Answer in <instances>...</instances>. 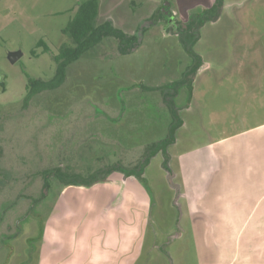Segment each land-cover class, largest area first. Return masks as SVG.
<instances>
[{
    "label": "rangeland",
    "instance_id": "1",
    "mask_svg": "<svg viewBox=\"0 0 264 264\" xmlns=\"http://www.w3.org/2000/svg\"><path fill=\"white\" fill-rule=\"evenodd\" d=\"M80 1L0 0V233L17 220L22 232L0 244V264H39L44 242L41 264L56 263L66 253L83 251V236L88 237L89 257L82 260L88 264L100 262L94 249L102 243L117 249L109 256L110 264L120 256L125 264H243L238 249L248 230L236 241L230 235L247 228L249 209L239 199L247 192L245 185L257 183L251 173L252 165L257 166L254 152L258 165L264 158V0H225L219 20L201 29L193 51L203 63L190 92L181 87L174 99L182 111L177 116L181 126L168 149L173 155L172 183L187 197L176 203L161 158L152 159L145 168L151 194L134 185L148 203L145 210L130 194L113 206L112 184L68 187L61 181L79 176L88 180L117 162L128 167L142 162L147 147L177 125L162 101L174 87L164 90L165 95L157 90L185 77V71L193 70V60L162 25L147 30L129 55H115L116 41L107 37L66 67L60 87L24 104L26 75L41 81L53 78L52 56L62 44H70L62 30ZM98 1L96 23L109 21L130 34L161 0ZM168 1L182 19L212 3ZM15 52L21 56L11 63L8 55ZM201 149H207L202 167L197 154H190ZM56 170L60 180L53 177ZM178 171H184L191 185L184 184ZM202 185L217 187L200 197ZM194 201L195 209L197 205L206 213L194 214L195 221ZM28 210L36 216L26 214ZM49 217L52 222L44 230ZM193 228L208 236L194 237ZM225 245L234 253L222 250ZM33 247L38 251L27 259Z\"/></svg>",
    "mask_w": 264,
    "mask_h": 264
},
{
    "label": "flooded vegetation",
    "instance_id": "2",
    "mask_svg": "<svg viewBox=\"0 0 264 264\" xmlns=\"http://www.w3.org/2000/svg\"><path fill=\"white\" fill-rule=\"evenodd\" d=\"M224 7H225V0H212V3L209 7H202L200 8L201 11L195 14L191 12L189 14L184 13L185 18L182 19V17L179 16V13H176L174 9H173L174 11L172 10L173 6L170 1L161 0L159 7L153 11L152 15L143 20H140L137 23V26L132 33L127 34L122 30L117 29V31L122 34L123 38H122V42H120V40L117 42V40L115 39L116 41L115 55L118 54L119 56H124V55H129V53H133L140 46L144 38V34L147 30L162 25V28L165 29L166 33L169 36L173 37L175 40H177L179 42L178 44H180L181 47H183L186 55L192 58L193 61L190 68H192L193 70L191 69L192 71L190 70L185 71L184 73L186 74V76L185 77L180 76L179 78L181 80H176L175 83L171 82L170 88H168L170 85H165L162 88L159 87V89L157 90L165 95L164 90L172 91L171 88L174 87L170 95L166 93V96L164 97L162 96L163 103L171 113L174 121H177L176 122L177 125L175 126L172 125L170 127L168 136L165 139L161 140L160 142L148 146L147 147L148 149L145 151V157L144 158L142 157L143 158L142 162L140 161L137 165H134L133 167L122 166L119 164V162L111 165H107L105 167L103 166L104 169L100 175H96L95 173L91 175L90 180H95V181L90 185L103 183V182H112V183H118L120 186L123 185L130 186L134 188V190H136L134 185H139V186L142 185L143 189L150 193V189H148L147 186L148 182L145 177V168L148 166V164L152 159L161 158V161L159 160L160 168L163 171L164 176L167 179V182H169V185H171V187L173 188L175 192V196H177L176 203H178L179 200L183 198L182 197L183 194L178 193L179 191L178 184L175 182L172 183V178L175 176V172L173 171V168L171 166L173 155L168 151V149L175 144L176 132L178 128H180L181 126L180 120L177 116L182 111L180 107L178 106L176 107V105L174 104V99L178 96V91L180 90L181 87H188L190 92L195 76L200 72L201 69L200 66L203 63L202 57L193 51V46L198 42L201 29L206 25V23H216L223 14ZM112 27L115 28L113 25ZM189 100L190 98L187 101ZM60 174L61 173L59 172V170L53 171V177L56 180H60ZM80 179L86 180L80 176L79 178H75L74 180L80 181ZM71 181L73 180L72 179L63 180L61 181V185H69L68 183H70ZM81 183L82 184H78V185H87V184H83V182ZM43 184L46 186L48 185V182H45ZM136 192H138V190H136ZM30 211L31 210H28L26 214L30 213L36 216ZM3 222L4 221L0 219V224ZM19 223L20 221L17 220L13 223V225L11 224H9V226L6 225L7 231L0 233V244L7 245L6 242H9V239H17L18 237H20L22 232L20 230ZM39 228H40L39 232H41L42 230L41 224L39 225ZM9 230H12L13 233H7ZM39 242H41L42 244L40 235H39ZM8 246H9V251L12 254L11 245ZM37 251L38 248L34 249L33 247L31 252L30 250L27 252L26 258L27 259L29 258L31 260L32 257L30 258L28 255L33 254Z\"/></svg>",
    "mask_w": 264,
    "mask_h": 264
},
{
    "label": "crops",
    "instance_id": "3",
    "mask_svg": "<svg viewBox=\"0 0 264 264\" xmlns=\"http://www.w3.org/2000/svg\"><path fill=\"white\" fill-rule=\"evenodd\" d=\"M251 142H253V140ZM201 150H197V151L192 152L190 154H193V155L195 153L197 154L195 157L196 161L199 162L200 166L202 167L204 160L207 157V153H206L207 149H205V150L203 149L202 151ZM197 152H199V153H197ZM250 152L252 153L253 151H250ZM254 154L256 155V158L258 159L256 152H254ZM210 155L212 156L213 154L210 153ZM257 159H256L257 166H255L253 164L252 165L253 167H251L252 168L251 173L255 175V177H256L255 181L257 183L251 182L250 184L245 185V187L248 188L247 192L245 193L243 198L239 199L241 201H244L246 207L248 206L247 210L249 209V211L245 215V222L248 223L247 228L246 229H239L238 231H236V232L232 233V235H230V237L235 238V241H236V239L238 237H242L244 232L246 230H248L247 235L245 234L246 238H245V242L242 246L243 248L241 247V249L240 248L238 249L240 251L239 253H241L240 261H242L243 264H264V158L261 155V158L259 160V163H260L259 165H258ZM179 174L180 175L182 174L184 184L187 181V185H191V183L189 182V177L186 176V179L184 178V171H183V173L181 172ZM103 183L112 184L116 188V190L112 196V199L109 200V201H112L113 206L118 205V203L123 204L122 203L123 198L127 194H130L131 196L134 197L135 201L138 202L137 203L138 206H144L142 209L145 210V207L148 206V203L145 200L141 199V197L138 195V192H136V190H134V188L127 186V185L120 186L118 183H112V182H103ZM80 186H82V185H79V187ZM68 187H69V185H68ZM215 187H217V185H202L200 197L205 193V191L206 192L211 191ZM192 191H191V193H192ZM183 196L186 199L187 195L185 194V191H184ZM61 197H62V194L59 197V202H61ZM195 198H198V196ZM195 204H196V202L194 201V211L192 212V217H191V220H194V221H195L194 214L197 216H206V213L205 212L203 213L201 208L198 209L197 205H196V209H195ZM63 206L66 207L65 202H63ZM201 207L206 208L209 206H208V204H201ZM52 218L53 217L47 218V222L45 224L44 230L46 229L47 224L52 222ZM230 220H234V219L230 218ZM249 223H252V224H249ZM193 230H191V231L193 232L194 237H196V236L207 237L208 236V235H206L207 232H205V233L198 232L197 233L195 228H193ZM204 234H205V236H203ZM212 236H214L216 238V235L213 234ZM89 237H92V235H90ZM87 239H88V237H84V236L81 238V240L84 242L85 247L83 248V251H81L78 255H72L69 252V253H66L65 256L63 258L59 259L56 263L48 262L47 264H88V263H85L84 260H82L83 256L89 257V249H87L89 244H88ZM137 239H138V242L140 245L139 246V253L141 254L142 237L138 236L136 238V240ZM133 240H135V239H133ZM218 243H219L218 241H214V246L219 249L221 247ZM116 244L118 245L119 242L116 241ZM44 247H45V242H44L43 247H42L43 251L41 252L39 264H41L42 260H44V258L46 256V254L44 253L45 252ZM225 247H226V245L222 248V250H226V251L228 250V251H230V253H234V251H235L234 249H232V248L225 249ZM235 248H236V246H235ZM112 250L114 253L117 252L116 247L108 246L105 243H102L101 246H97L94 249V251L97 252V255L99 254L100 262L97 264H104V263L110 264L109 256H110ZM140 254L138 257H140ZM130 262H133V260H130L128 263H130ZM44 263H45V261H44ZM91 264H93V263H91ZM115 264H125L124 256L123 257L120 256L119 260Z\"/></svg>",
    "mask_w": 264,
    "mask_h": 264
},
{
    "label": "trees",
    "instance_id": "4",
    "mask_svg": "<svg viewBox=\"0 0 264 264\" xmlns=\"http://www.w3.org/2000/svg\"><path fill=\"white\" fill-rule=\"evenodd\" d=\"M99 14L98 0H81L76 7L74 16L69 20L66 27L62 30V35L70 41V44H62L57 54L52 56L56 65L53 78L49 81L35 80L27 77V94L23 99L26 104L32 96L44 91L53 90L59 87L65 78V69L72 62L76 61L81 54L85 53L89 48L99 43L102 39L112 37L122 42V34L112 27V24L104 22L97 24L96 20ZM38 46L43 47L44 52H48V47L39 41ZM95 180H73L69 185L87 184L90 185ZM68 186V185H67ZM84 186V185H82Z\"/></svg>",
    "mask_w": 264,
    "mask_h": 264
},
{
    "label": "water",
    "instance_id": "5",
    "mask_svg": "<svg viewBox=\"0 0 264 264\" xmlns=\"http://www.w3.org/2000/svg\"><path fill=\"white\" fill-rule=\"evenodd\" d=\"M20 56H21L20 52L10 53L8 55V59L10 60L11 63H14L19 59Z\"/></svg>",
    "mask_w": 264,
    "mask_h": 264
}]
</instances>
